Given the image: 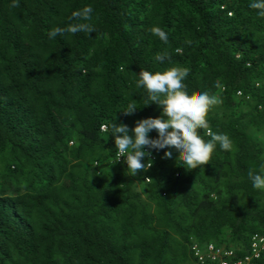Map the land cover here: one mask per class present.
Returning <instances> with one entry per match:
<instances>
[{"label": "trees", "instance_id": "trees-1", "mask_svg": "<svg viewBox=\"0 0 264 264\" xmlns=\"http://www.w3.org/2000/svg\"><path fill=\"white\" fill-rule=\"evenodd\" d=\"M249 2L0 0V264H196L192 242L248 254L264 232L248 178L264 165V18ZM73 23L93 30L49 39ZM171 67L189 69L190 95L218 99L207 120L232 150L189 171L153 151L133 176L112 124L159 117L137 74Z\"/></svg>", "mask_w": 264, "mask_h": 264}, {"label": "clouds", "instance_id": "clouds-1", "mask_svg": "<svg viewBox=\"0 0 264 264\" xmlns=\"http://www.w3.org/2000/svg\"><path fill=\"white\" fill-rule=\"evenodd\" d=\"M13 6H18V0H13ZM248 6L257 10V15L264 18V0H250ZM92 12L91 6L85 7L74 11L72 19L89 20ZM92 30L86 23H73L67 28H53L48 32V37L55 39L57 35H63L65 32L75 34ZM151 33L165 44L168 42V35L160 27H153ZM166 58V54L155 56L159 63H163ZM188 74L189 69L182 67H171L154 73L141 70L137 74L136 87L146 93L147 105L155 103L162 111L157 118L137 121L131 132L126 125L112 124L115 147L120 154H126L122 155L126 157L123 162L133 176L151 167V161L142 163V160L151 156L153 151L165 150L163 158L173 160L177 159L174 152L178 153L180 165L189 171L208 164L217 147L225 152L232 150L231 138L227 134L211 131L207 120L211 108L219 103L218 99L207 92L190 95L184 84ZM136 111V105L130 103L122 112L132 115ZM103 128L105 127H102L101 131L105 132L106 128ZM201 129L208 130L206 134L210 139L202 138ZM153 130L157 133L154 139L149 136ZM248 178L255 190L264 191V165H261L257 173L249 172Z\"/></svg>", "mask_w": 264, "mask_h": 264}, {"label": "built area", "instance_id": "built-area-1", "mask_svg": "<svg viewBox=\"0 0 264 264\" xmlns=\"http://www.w3.org/2000/svg\"><path fill=\"white\" fill-rule=\"evenodd\" d=\"M105 128H103L104 130ZM117 152V162L125 161L126 157ZM191 251L197 264H255L264 253V232L254 234L249 241V252L240 259H235L232 250H226L213 243L199 244L192 242Z\"/></svg>", "mask_w": 264, "mask_h": 264}, {"label": "rangeland", "instance_id": "rangeland-1", "mask_svg": "<svg viewBox=\"0 0 264 264\" xmlns=\"http://www.w3.org/2000/svg\"><path fill=\"white\" fill-rule=\"evenodd\" d=\"M259 142L261 143V145L264 148V134L259 137ZM226 250H228V249H226Z\"/></svg>", "mask_w": 264, "mask_h": 264}]
</instances>
